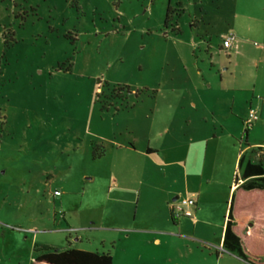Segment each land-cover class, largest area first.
Here are the masks:
<instances>
[{"label":"rangeland","instance_id":"obj_1","mask_svg":"<svg viewBox=\"0 0 264 264\" xmlns=\"http://www.w3.org/2000/svg\"><path fill=\"white\" fill-rule=\"evenodd\" d=\"M183 13L179 0H0V264H34L41 248L114 259L122 234L164 227L154 205L137 214L134 188L132 213L112 200L105 209L128 174L96 143L152 136L166 150L170 121L177 133L186 125L188 144L200 123L213 131L221 69L199 91V69L205 80L209 71L199 45L176 43L196 33ZM152 176L172 184L158 169Z\"/></svg>","mask_w":264,"mask_h":264},{"label":"crops","instance_id":"obj_2","mask_svg":"<svg viewBox=\"0 0 264 264\" xmlns=\"http://www.w3.org/2000/svg\"><path fill=\"white\" fill-rule=\"evenodd\" d=\"M179 6L184 12L181 17L188 18L185 26L189 28L190 24L189 30L196 33L189 32L186 40L179 36L176 43L186 41L192 48L199 45V60L209 71V79L205 80L199 69V91L205 82L214 79L212 69H221V96L211 109L214 129L200 123L199 141L193 136L188 144L186 125L180 122L177 133L174 122H167L166 150L154 143L152 136L122 140L112 134L98 140L103 156L113 155L121 172L128 174L117 186H110L105 209L112 200L118 210L132 213L135 199L125 192L134 188L139 190L137 214L141 205H154V221L159 218L164 224L157 228L155 222L152 227L122 234V246L113 264H248L226 252L223 242L234 195V216L239 227L250 228L253 221L264 223V192L235 191L244 182L241 160H264V0H179ZM239 10L244 11L243 33L237 29ZM176 28L184 35L182 25ZM232 30L234 47L226 53L223 38ZM250 110L258 113V119L245 132ZM154 155L161 161H156ZM153 168L171 177L172 184L150 181ZM140 170L146 176L138 182V176L132 173ZM185 198L196 200L193 216L173 220V204ZM169 215L172 226L167 220Z\"/></svg>","mask_w":264,"mask_h":264},{"label":"trees","instance_id":"obj_3","mask_svg":"<svg viewBox=\"0 0 264 264\" xmlns=\"http://www.w3.org/2000/svg\"><path fill=\"white\" fill-rule=\"evenodd\" d=\"M172 12L171 7H169L168 21ZM101 153L104 154V150ZM240 168L244 182L235 191L247 193L264 192V160L260 159L258 162L245 163L242 159ZM235 200L236 195H234L230 204L223 242L224 249L248 264H263L264 223L257 224L253 221L250 228L239 227L235 222L234 216ZM34 264H113V258L110 254H99L75 249L53 250L41 248Z\"/></svg>","mask_w":264,"mask_h":264},{"label":"built area","instance_id":"obj_4","mask_svg":"<svg viewBox=\"0 0 264 264\" xmlns=\"http://www.w3.org/2000/svg\"><path fill=\"white\" fill-rule=\"evenodd\" d=\"M235 36L232 33L227 34L223 38L222 49L224 52L228 53L234 47ZM258 119V113L255 110H250L249 118L245 122V132H248L255 121ZM239 181H237L236 188L238 187ZM196 205V200L194 198H185L177 201L173 204L172 215L174 219H180L182 217L191 218L193 216L192 209Z\"/></svg>","mask_w":264,"mask_h":264}]
</instances>
